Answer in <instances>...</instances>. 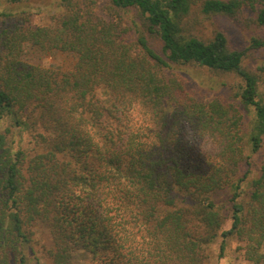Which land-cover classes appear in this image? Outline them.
Segmentation results:
<instances>
[{
	"label": "trees",
	"instance_id": "obj_1",
	"mask_svg": "<svg viewBox=\"0 0 264 264\" xmlns=\"http://www.w3.org/2000/svg\"><path fill=\"white\" fill-rule=\"evenodd\" d=\"M64 2L54 26L11 15L0 24V120L12 121L0 129V264H27L38 224L50 264H210L218 236L221 250L236 238L264 264V164L245 196L239 177L264 143V70L243 65L264 37L231 50L220 31L205 41L182 26L198 2L229 17L259 4L253 22L264 29V0H109L103 16L97 0ZM29 46L77 62L64 72L32 65L22 59ZM174 65L243 85L204 103ZM237 97L255 108L248 142ZM12 128L31 132L30 149L15 147Z\"/></svg>",
	"mask_w": 264,
	"mask_h": 264
},
{
	"label": "rangeland",
	"instance_id": "obj_2",
	"mask_svg": "<svg viewBox=\"0 0 264 264\" xmlns=\"http://www.w3.org/2000/svg\"><path fill=\"white\" fill-rule=\"evenodd\" d=\"M97 10L100 14L105 15L104 8L109 4V0H97ZM64 0H0V24L4 16L11 15V19L19 20L26 18L27 23L32 26H54L60 14L65 11ZM201 3L198 2L191 10V13L183 18L182 26L185 36L195 35L200 39L209 41L217 32H222L227 40L231 50H243L250 46L253 37H264V29H257L254 24L256 18V10L259 4L255 5V9L248 6L237 13L236 17H229L216 14H204L201 12ZM131 14V13H130ZM25 19V20H26ZM150 44L157 52H161L162 43L156 37L149 38ZM23 61L32 65H38L51 70L69 71L77 62V58L72 53L64 52L59 49L41 50L35 46L26 47L22 53ZM243 65L250 73L254 75L263 74L264 70V47L251 48L248 50L244 58ZM263 69V70H262ZM173 70L181 74L186 80V87L192 91L196 99L201 102L209 103L215 99L227 100L232 97L233 92L243 85V80L238 75L214 73L205 68L194 65L173 66ZM169 71V70H168ZM167 71V72H168ZM258 99L264 103V83L259 81ZM100 94V92H99ZM234 98V97H232ZM237 103L240 105L244 113L242 130L245 141L248 142L252 127L255 124V108L245 107L238 97ZM12 126L9 118L0 120V129ZM13 140L15 147L30 149L31 132L27 130L19 131L18 128H12ZM264 164V143L260 150L253 155L251 164L243 165L239 177H245L246 181L242 183L244 196L251 192V181L260 176V169ZM231 227V220H227L223 229ZM34 240L30 248L27 250V264H35V258L39 257L42 261L50 264L46 258L47 250L50 247L49 231L45 224H38L34 228ZM221 240L218 236L209 244L210 264H252L244 256L242 243L236 238H228L225 240L224 250L220 249ZM264 252V244L262 247ZM89 256L86 253H77L76 261L83 262Z\"/></svg>",
	"mask_w": 264,
	"mask_h": 264
}]
</instances>
